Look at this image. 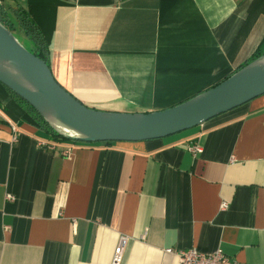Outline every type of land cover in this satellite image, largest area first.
<instances>
[{"label":"crops","instance_id":"obj_1","mask_svg":"<svg viewBox=\"0 0 264 264\" xmlns=\"http://www.w3.org/2000/svg\"><path fill=\"white\" fill-rule=\"evenodd\" d=\"M55 1L51 74L104 112L185 102L264 38V0ZM121 237V264H179L168 249L264 264V94L167 138L107 144L54 139L0 84V264H111Z\"/></svg>","mask_w":264,"mask_h":264},{"label":"water","instance_id":"obj_2","mask_svg":"<svg viewBox=\"0 0 264 264\" xmlns=\"http://www.w3.org/2000/svg\"><path fill=\"white\" fill-rule=\"evenodd\" d=\"M0 84L32 108L60 137L72 142H143L198 127L264 94V55L214 87L176 106L148 113L91 109L65 91L44 61L0 24ZM57 120L75 136L54 130Z\"/></svg>","mask_w":264,"mask_h":264},{"label":"trees","instance_id":"obj_3","mask_svg":"<svg viewBox=\"0 0 264 264\" xmlns=\"http://www.w3.org/2000/svg\"><path fill=\"white\" fill-rule=\"evenodd\" d=\"M56 5L57 2L55 0H27L26 9H21V8L15 9L16 20L18 22L19 27L21 28V31L33 43L34 51H30V52L39 59H41L42 61H44L48 67H49L48 65L49 45L55 23ZM3 11H4L3 6L0 5V24L3 25L8 31L12 32L9 29V27L4 23L3 17L5 16H2L4 15ZM263 46H264V38L261 41L255 53L251 56V58L245 65L263 56V51L260 50ZM15 97L19 99L17 96ZM19 100L20 102H22L21 99ZM26 106L30 109V111H32L36 115L37 120H39L41 125L45 126L50 130V132L53 134L54 139L59 141H68L65 138L58 136L53 131V129L48 125L47 122H45L32 108H30L28 105Z\"/></svg>","mask_w":264,"mask_h":264},{"label":"built area","instance_id":"obj_4","mask_svg":"<svg viewBox=\"0 0 264 264\" xmlns=\"http://www.w3.org/2000/svg\"><path fill=\"white\" fill-rule=\"evenodd\" d=\"M10 130L12 132V142L17 139V128L15 124H10ZM47 147V146H44ZM49 149L53 147L49 146ZM186 149L193 155L196 156L202 153V148L199 144L194 143L186 147ZM6 200H13L9 195L6 196ZM227 205L222 204L221 209H226ZM126 244V238L121 237L114 251L111 264H121L123 250ZM167 254L175 255L178 259L179 264H238L235 261H231L220 249H217L209 254L200 253L195 249H188L183 251H175L168 249L165 251Z\"/></svg>","mask_w":264,"mask_h":264},{"label":"rangeland","instance_id":"obj_5","mask_svg":"<svg viewBox=\"0 0 264 264\" xmlns=\"http://www.w3.org/2000/svg\"><path fill=\"white\" fill-rule=\"evenodd\" d=\"M14 11H8V10L4 9V11H3L4 15H2V16H5V17H3L4 23L9 27V29L12 31L11 33L13 34V36L20 42V44L25 49H27L29 51H34L33 43L21 31V28L19 27L18 22L16 20V10H14ZM260 50L263 51V55H264V46Z\"/></svg>","mask_w":264,"mask_h":264},{"label":"bare ground","instance_id":"obj_6","mask_svg":"<svg viewBox=\"0 0 264 264\" xmlns=\"http://www.w3.org/2000/svg\"><path fill=\"white\" fill-rule=\"evenodd\" d=\"M52 126L54 127V130L60 134L68 135V136H75V134L67 129L64 125H62L57 120L53 119L51 120Z\"/></svg>","mask_w":264,"mask_h":264}]
</instances>
